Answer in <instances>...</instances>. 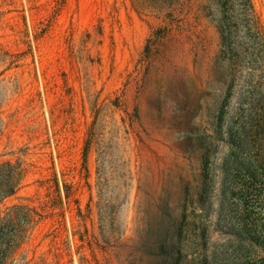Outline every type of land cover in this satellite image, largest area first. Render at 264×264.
<instances>
[{"label":"rangeland","instance_id":"obj_1","mask_svg":"<svg viewBox=\"0 0 264 264\" xmlns=\"http://www.w3.org/2000/svg\"><path fill=\"white\" fill-rule=\"evenodd\" d=\"M202 1L0 0V164L22 167L2 208L32 221L6 264L222 263L225 86Z\"/></svg>","mask_w":264,"mask_h":264},{"label":"trees","instance_id":"obj_2","mask_svg":"<svg viewBox=\"0 0 264 264\" xmlns=\"http://www.w3.org/2000/svg\"><path fill=\"white\" fill-rule=\"evenodd\" d=\"M199 6L221 35V264L232 257L235 264H264V32L253 0H204ZM21 169L9 159L0 164V264L32 227L24 206L2 208L18 190Z\"/></svg>","mask_w":264,"mask_h":264}]
</instances>
